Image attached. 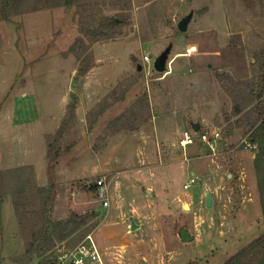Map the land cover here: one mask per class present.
<instances>
[{
  "label": "rangeland",
  "instance_id": "374dc122",
  "mask_svg": "<svg viewBox=\"0 0 264 264\" xmlns=\"http://www.w3.org/2000/svg\"><path fill=\"white\" fill-rule=\"evenodd\" d=\"M108 18L117 35L94 41ZM263 67L264 0H0V264H48L90 233L104 264H226L261 239V144L236 111ZM190 122L222 133L215 150L181 147ZM72 214L86 222L60 240ZM43 227L54 248L28 252ZM243 264H264V241Z\"/></svg>",
  "mask_w": 264,
  "mask_h": 264
},
{
  "label": "trees",
  "instance_id": "16d2710c",
  "mask_svg": "<svg viewBox=\"0 0 264 264\" xmlns=\"http://www.w3.org/2000/svg\"><path fill=\"white\" fill-rule=\"evenodd\" d=\"M118 22L115 18H108L106 20V23L103 26L96 27L92 34V37L94 38V41H107L110 39L115 38L117 35L116 27L118 26ZM240 87H245L246 92L243 90H238V95L240 96L241 103L238 107L237 113H242L246 109H250L255 115V118L252 122H250L251 126L253 128L256 127L253 135V141L254 142H260L261 149L260 152H258L257 156L255 157L257 169L260 174V186H261V192L263 195L264 200V106H262L260 103L264 101V67L262 68V76L258 81L254 84H248L245 86V84H239ZM248 95V96H246ZM68 110L71 113V115H75L76 110V101L73 102L68 106ZM252 114V113H251ZM62 137V128L57 133V138ZM50 156V153H49ZM58 157V154L54 157L52 160L53 163H56V159ZM11 172H0V204L3 200L4 196L7 195L8 192L11 193V185L10 181L7 180V177H5L6 174H9ZM25 187L21 188L17 192L19 195H22L24 192ZM91 191H97L98 186L95 184H91L89 186V189ZM45 188H39L40 193H44ZM16 207L19 208V205L16 204ZM50 208L47 202L43 204V210H42V217L43 219H46V216L49 214ZM85 216H79L77 214H72L70 219H68L67 223L62 227L61 232L66 231L70 228L69 232L66 235H62L59 239L64 240L73 233H75L83 224H85ZM62 226V224H60ZM60 227V226H59ZM264 241V236L261 237L258 241L251 244L247 249L240 252L238 255H236L234 258L229 260L226 264H243L244 258L248 255V252L251 249H254L258 247L262 242ZM37 246L36 250L37 252H44V251H50L52 248H54V240L50 237L48 234V229L46 227H43L38 233L35 235V242H32L29 245L28 252H34V248ZM54 255V254H53ZM53 260L50 258L48 260V264H52Z\"/></svg>",
  "mask_w": 264,
  "mask_h": 264
},
{
  "label": "built area",
  "instance_id": "2783aa9c",
  "mask_svg": "<svg viewBox=\"0 0 264 264\" xmlns=\"http://www.w3.org/2000/svg\"><path fill=\"white\" fill-rule=\"evenodd\" d=\"M146 60L149 61V58L146 57ZM222 133L217 130L215 132H202L201 129L196 132L191 127L185 130L182 134V138L180 139V145L183 149H185L189 145H193L195 143H205L212 150H215L218 142L221 139ZM253 144L249 143L248 146L251 149H257V145L252 141ZM196 183L195 178H191L190 182L187 183L184 187L185 189H189L193 184ZM98 186L97 193L102 198L101 200L104 202L106 207L109 206V198H108V186L105 183V180H99L94 183ZM52 264H104L103 260L100 256V253L94 243L92 234H87L83 241H81L78 245L59 250L54 257Z\"/></svg>",
  "mask_w": 264,
  "mask_h": 264
},
{
  "label": "water",
  "instance_id": "95a60500",
  "mask_svg": "<svg viewBox=\"0 0 264 264\" xmlns=\"http://www.w3.org/2000/svg\"><path fill=\"white\" fill-rule=\"evenodd\" d=\"M194 11H191L187 16H185L178 24V29L183 32L186 33L189 30V26L194 18ZM173 46L170 45L168 46L154 61V69L157 72H165L167 70V65H168V61L172 52ZM141 69V66L138 67V70ZM191 128L198 132L201 129V123L200 122H191L190 124ZM207 206L211 207L213 200H212V196L210 193L207 194ZM137 224H135V222L133 221L132 223V229L134 230L135 228H137ZM180 237L182 239V241L184 242H190L193 240V236L190 235L189 231L187 230V228H182L180 230ZM146 264V263H144Z\"/></svg>",
  "mask_w": 264,
  "mask_h": 264
},
{
  "label": "crops",
  "instance_id": "0c3cea01",
  "mask_svg": "<svg viewBox=\"0 0 264 264\" xmlns=\"http://www.w3.org/2000/svg\"><path fill=\"white\" fill-rule=\"evenodd\" d=\"M190 124H191V122H190ZM252 141H253V139H252ZM189 183V182H188ZM221 197V196H220ZM212 199H213V204L216 202V200H217V202H218V199L216 198H214L213 196H212Z\"/></svg>",
  "mask_w": 264,
  "mask_h": 264
},
{
  "label": "bare ground",
  "instance_id": "6f19581e",
  "mask_svg": "<svg viewBox=\"0 0 264 264\" xmlns=\"http://www.w3.org/2000/svg\"><path fill=\"white\" fill-rule=\"evenodd\" d=\"M188 206L186 205V208H187Z\"/></svg>",
  "mask_w": 264,
  "mask_h": 264
}]
</instances>
